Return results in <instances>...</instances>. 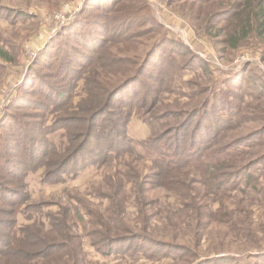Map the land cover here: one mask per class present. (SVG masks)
Segmentation results:
<instances>
[{
  "label": "rangeland",
  "instance_id": "1",
  "mask_svg": "<svg viewBox=\"0 0 264 264\" xmlns=\"http://www.w3.org/2000/svg\"><path fill=\"white\" fill-rule=\"evenodd\" d=\"M105 1L0 0V49L4 53L0 58V181L3 187L20 193V198H14L15 204L21 208L43 205L44 215L65 217L69 238L79 236L81 253L77 247L71 248L53 264H175L171 256H105L103 245L93 246L90 224L83 230L72 222L70 214L80 200L81 204L104 210L108 201L100 197L112 193L106 186V176L116 169L127 170L120 167L127 157L112 164L103 159L104 141H98L102 153L96 155L92 146L90 158L85 161L93 159L98 166L81 170L73 178L65 175L61 182L45 184L42 176L56 170L60 157L54 154L67 145L70 127L63 126L64 121L87 119L93 109L102 106L103 91L132 76L157 42L161 45L152 50L145 74L115 98L100 121L116 122L117 115L122 114L127 120V146L149 158L144 145L148 141L164 138L163 143L170 144L177 136L180 140L175 143L179 145L190 142V113L205 114L206 103L218 99L237 109L231 123L220 129L214 149L258 134L239 151L244 149L249 162L264 157V92L259 94L261 88L264 91V26H256L251 19V11H264V0H118L116 5L124 7L121 10L135 16L127 22L131 23L128 29H123L124 35L131 38L128 44L106 42L107 50L101 55L105 63L89 69L92 58L101 51L92 48L90 38L104 32L105 22L97 8ZM239 35L242 40L233 48ZM123 61L132 64L128 71L122 67ZM243 78L245 82L238 89ZM251 96L260 98L257 101ZM219 111L220 117L229 118L226 111ZM206 125L212 126L209 122ZM36 151L44 161H33L32 153ZM6 159L21 165L23 174L15 178L6 174ZM129 162L133 169L137 167ZM141 163L145 176L151 179L154 167L149 160ZM72 169L69 167L67 174ZM249 173L252 177L247 194L239 191L243 183L226 194H207L209 213L214 214L218 225L208 226L201 235L197 250L201 259L223 253L229 260L214 264H264V162ZM190 176L199 178L200 174L191 172ZM148 188L149 199L157 197L162 203L174 204V199L162 190ZM11 204L0 202V239L5 236V241H9L8 223L13 221ZM134 212L131 204L128 213ZM242 212L246 216H238ZM239 217L246 220L248 230L236 227ZM42 221L47 228H54L45 216ZM13 223L18 229L32 222L19 216ZM156 228V235H164L163 226L157 224ZM190 238L186 235L189 243ZM146 247L156 251L153 246Z\"/></svg>",
  "mask_w": 264,
  "mask_h": 264
},
{
  "label": "trees",
  "instance_id": "2",
  "mask_svg": "<svg viewBox=\"0 0 264 264\" xmlns=\"http://www.w3.org/2000/svg\"><path fill=\"white\" fill-rule=\"evenodd\" d=\"M176 1L178 0H170L169 2L174 3ZM112 2L114 1L106 0L102 6L99 5V8H97L101 10L100 14L105 25H102L103 34H94L90 38V44L94 46L92 48L101 51L97 57L92 58L89 69L100 66L102 62L105 63V61H102L101 55L107 50L106 42L117 41L128 44L127 41L131 38V36L126 37L124 35L125 31L123 29L131 24L127 22H130L135 16L133 17L121 10L124 7H121V4L116 5L118 0H115L114 3ZM113 6L115 7L113 8ZM251 19L254 20L256 26H264V11L261 8L258 12L257 10L251 11ZM135 20L133 19L132 21ZM113 26L114 29H112ZM112 31L115 33H112ZM104 36H107V38ZM100 37L104 39L101 41ZM240 37L239 35L238 39H234L236 41L233 48H236L237 43L242 40ZM76 42L88 50H92L91 47H86L80 41ZM159 45L161 44L157 42L151 47L132 76L124 78L114 88L103 91L101 102L103 98L104 101L102 106L95 110L93 109L87 119L64 121L65 123L62 125L70 127V132H68L70 135L66 138L67 145L65 147L61 143L60 147H64L63 151L53 153L55 156L60 157L56 170L45 173L41 181L45 184L61 182L64 180L65 175L73 178L81 170L90 166H98V163L96 164L93 159L88 163L85 161L90 158L89 155L92 151L89 149L92 146L95 147L96 155L102 153L101 150L98 151L101 145V143L98 144V141H104L105 144L102 142L104 144L102 151L104 150L106 153L103 159L108 164H112L114 162L121 163L118 160L127 157L128 160L123 162V165H120L121 168H127V170L116 169L106 176V186H109V190L111 188L112 193L105 194L103 197L99 196L108 201V206L104 210L98 209L96 205L93 207L94 205L81 204L80 200V206L77 205L73 208L72 215L68 213L72 222L79 224L83 230L86 225L89 226L88 224H90L92 229L89 235L94 238L92 241L93 246L103 245L102 254L105 256L130 254L131 256H142L149 259H158L160 258L159 256H171L175 264L222 263L225 260H229L230 257L223 253H214V255L209 254L210 257L201 259L197 251L203 232L208 226L218 225L214 214L209 213L211 205L207 201V194L213 196L226 194L232 189L239 188L241 183H243V187L239 191L245 194L250 187L249 180L252 177L249 171L254 166L264 162V157L249 162L246 159L244 149L239 151V147L245 146L258 134L249 135L224 148L214 149L220 129L224 125L228 126L231 123L237 108L227 103L217 102L218 99L216 101L213 99V102L209 100L204 109L207 110L205 114L199 115L200 112L198 113V111L190 113V121L187 125V130L191 127L190 142L179 145L178 142L175 143L180 140L177 136L175 138L173 136L172 140L176 141L174 143L170 142L171 145L163 143L164 138H159L157 141L152 142L148 141L144 145L145 149L150 152L149 158L135 153L133 148L127 146L128 139L124 133L127 120L122 117V114L117 115L116 122H110L106 119L103 122L100 121L115 98L131 86L134 81L138 80L140 76L145 74L152 50H157ZM3 57L4 53L0 49V58ZM129 65L132 66L131 63L123 61L122 67H126L128 71ZM241 82L237 87L238 89L242 88L245 82L244 78ZM255 83L257 82L255 81L254 85ZM263 92V88H261L259 94ZM52 93L55 94L54 92ZM252 97L254 100L257 99V101L260 98H257V96ZM57 98H60V94H58ZM119 102L129 104L128 101L124 100ZM219 110L226 111L229 118L220 117ZM206 122L211 123L212 126L207 127ZM54 124L55 122L50 127ZM226 129L228 130V128ZM48 131H51V129ZM29 141H32V139H29ZM48 142L51 143V141ZM51 146L52 143L50 146L48 145V147ZM115 146V151H112V147ZM51 151L52 148H49L50 153ZM37 152L32 153L33 161L36 163L44 161ZM129 160L134 162L137 167L133 169ZM145 160H149L154 167V174L151 179H148L144 174L143 169L145 166L141 161L145 162ZM6 162L7 164L4 167L7 171L6 174H10V177L15 178L17 175L23 174L21 165L7 159ZM69 167L73 168V172L67 174ZM199 171H203V174L199 173ZM191 172L200 174L201 177L192 178L190 176ZM128 185L130 186V191L128 190ZM148 187H153L154 190H162L166 196L174 199V204L162 203L157 197L149 199L147 193L151 189ZM202 187L206 191L202 190ZM0 191V202L5 204L8 202L12 203L10 206L13 207L11 210L13 221H16L17 217L22 216L25 221L32 222L27 227H19L18 229H14L13 221L8 223L9 241H5L4 238L6 237L2 235L0 239V263L53 264L54 260L58 261V259H61L66 254L65 252L72 250L71 248L76 249L77 247L78 253H81L79 250L81 245L79 236L77 235L75 238L67 236L66 227L64 226L65 217L63 215H44L41 212L43 205H28L25 208H21L19 203H14L17 197L20 198L18 190L9 186L3 187L1 181ZM131 204L134 205L135 212L129 215L128 209ZM90 207H93V209ZM203 212L208 214L204 215ZM163 213H167L166 216H162ZM44 216L49 221V225L52 224L54 226L53 229L45 226L46 224L42 221ZM238 216L244 217L246 212H242ZM237 219L236 227L239 230L241 228L244 230L250 228L246 220L240 217ZM157 224L163 226L164 231L162 233L164 235L158 236L155 234ZM186 235L191 236L190 243L186 240ZM148 245L155 247L156 251H150L146 247ZM211 252L213 251L211 250L208 253Z\"/></svg>",
  "mask_w": 264,
  "mask_h": 264
}]
</instances>
